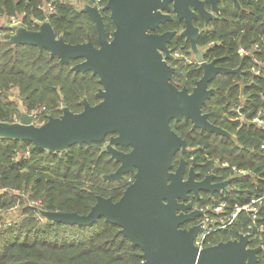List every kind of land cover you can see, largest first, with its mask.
Instances as JSON below:
<instances>
[{"label": "trees", "instance_id": "obj_1", "mask_svg": "<svg viewBox=\"0 0 264 264\" xmlns=\"http://www.w3.org/2000/svg\"><path fill=\"white\" fill-rule=\"evenodd\" d=\"M89 2V0H84ZM107 0H100L102 7ZM48 10L50 16L46 18ZM231 19L214 21L209 30L201 31L197 44L219 43L210 47L204 57L217 60L218 65L239 67L241 80L234 74L215 77L210 87L215 90L202 106L208 120L226 130L230 137L214 135L200 129L191 130L189 121H170L171 129L186 141L198 162H203L200 173L213 167L220 159L229 166L243 169L245 175L236 176L230 185L227 199L239 204L264 190V152L259 144L264 131L254 125L236 120L235 110L250 118L264 109V73L252 76L247 58L237 57L238 45L259 42L264 35V12L257 8L254 15L238 16L229 10ZM21 15V16H20ZM106 35L114 29L109 13L101 10ZM0 16L6 20L20 16L22 25L36 30L47 20L55 34L70 44L82 43L90 38L97 46L96 32L91 19L80 12L69 0H0ZM183 28L181 21L166 22L157 32L177 33ZM9 30L0 25V122L12 123L20 119L21 110H38L39 123L48 115L58 116L61 107L79 112V101L86 97L89 104L98 99L97 77L91 72L74 73L75 62L60 65L50 58L46 50L34 46L11 45L3 40ZM172 52L188 49V42L175 35L168 43ZM259 57H263L259 55ZM171 82L177 88L191 91L201 76L196 64L174 63ZM16 91V100L10 99ZM103 143L73 145L65 151L48 153L27 142L0 138V264H140L141 251L122 236L117 225L99 218L90 226L66 225L46 221L38 209L86 214L96 196L120 198L133 179L131 173L121 182H107L101 178L115 170L116 164L102 152ZM195 149V150H194ZM26 152H28L26 154ZM222 178L228 177L221 173ZM17 191V195L13 192ZM38 201L39 205H33ZM19 205L20 215L7 222L4 212ZM246 229L245 217L231 226L212 232L207 240L217 244L238 237ZM258 264H264V236ZM251 242L250 246H255Z\"/></svg>", "mask_w": 264, "mask_h": 264}, {"label": "water", "instance_id": "obj_2", "mask_svg": "<svg viewBox=\"0 0 264 264\" xmlns=\"http://www.w3.org/2000/svg\"><path fill=\"white\" fill-rule=\"evenodd\" d=\"M217 0H107L102 7L84 3L79 9L94 24L97 46L90 38L82 43L70 44L56 35L45 20L36 30L16 25L3 35L11 45L34 46L46 50L58 64H68L74 73L91 72L97 77L99 87L95 93L97 103L91 105L86 97L79 101L81 110L72 112L62 106L58 116L48 115L40 125L32 123L26 113L18 121L0 122V138L8 141L27 142L48 153L65 151L73 145L104 143L102 152L116 164L114 172L103 174L107 182H121L131 173L133 180L123 190L120 198L96 196L86 214L46 211L38 209L46 221L78 226H90L99 218L117 225L130 245L141 251L140 264H258L259 245L248 247V235L198 249L193 240L202 228L198 223L182 228L186 222L201 215L197 209L185 212L190 203L184 204L188 194L198 198L199 191L212 195L224 189L230 179L211 184L216 170L201 181L193 166L183 178L188 153L186 141L170 127V121L191 123V130L230 137V134L208 120L202 112L206 100L214 95L209 87L217 75L235 74L239 68L206 62L197 46L199 29L193 23L197 14L207 26L210 12L217 11ZM208 4L211 11L205 10ZM101 10L109 13L114 27L107 36ZM183 20V28L157 32L171 14ZM50 16L46 14V18ZM175 35L189 42L199 68L200 78L191 91L177 88L171 82L174 68L168 43ZM129 147L122 152L116 147ZM179 151L178 167L172 171V158ZM194 165V164H193Z\"/></svg>", "mask_w": 264, "mask_h": 264}, {"label": "built area", "instance_id": "obj_3", "mask_svg": "<svg viewBox=\"0 0 264 264\" xmlns=\"http://www.w3.org/2000/svg\"><path fill=\"white\" fill-rule=\"evenodd\" d=\"M85 3L90 5L95 4L100 7V0H89V2ZM49 10L52 11V7H49ZM6 22L7 24H5V27L9 30V32L12 26H23L22 20L19 17H11L6 20ZM240 53L245 54V51L241 49ZM259 55H262L263 57H259ZM249 70L253 76L264 73V43L260 47L259 52L253 53L252 63ZM239 110H235L238 113V116L235 118L236 120L241 121L243 124L254 125L256 128L264 131V109H259L256 114L250 118H247L244 114L239 113ZM24 113L31 116L33 124H42L39 123L37 111H26ZM259 148L264 152V140L259 144ZM27 153L28 152H26V154ZM218 166L221 169H226L228 176H232L234 178L236 176L247 174V172L243 169L236 168L235 166H229L226 161H220ZM132 180L128 178L127 182L130 184ZM228 191L229 190L226 192ZM226 192L217 194V196L197 208L201 212L199 223H202V228L193 240L194 245L198 249L210 246L207 238L212 232L225 229L233 223L241 221V217H245L246 229L241 233L248 235L249 242L247 246L250 248H254L259 245L262 246V238L264 236V190L249 197L241 204L227 199ZM32 204L38 206L39 202L32 201ZM251 242H255L256 245L250 246Z\"/></svg>", "mask_w": 264, "mask_h": 264}, {"label": "flooded vegetation", "instance_id": "obj_4", "mask_svg": "<svg viewBox=\"0 0 264 264\" xmlns=\"http://www.w3.org/2000/svg\"><path fill=\"white\" fill-rule=\"evenodd\" d=\"M200 1H204V0H200ZM216 5H217V11L216 12H210L211 9H210V6L208 4H205L204 7H205V10L210 12V14H212V16L214 18H208V22H207V26H205V21H204V18L202 16H200L199 14L196 15L195 18H193V23L196 27H198L199 29V34L201 33V31H206L207 29L209 30V25L214 22V21H222V20H229L231 19V14H229V10L231 11H235L237 13L238 16L242 17V16H247V15H254L255 13V10H256V7L257 8H260L263 10L264 12V0H217L216 1ZM171 16H172V20H177V21H181L183 23V20H178L174 14L170 13ZM182 30V29H181ZM180 30V31H181ZM207 30V31H208ZM179 31V32H180ZM178 32V33H179ZM161 33V32H159ZM173 38V37H172ZM171 38V39H172ZM183 38V37H182ZM185 41H187L185 38H183ZM171 41V40H170ZM188 42V41H187ZM264 43V35L261 37L260 41L259 42H252L250 44H246V45H238V47L236 48V55L237 57L239 58H247L248 60V64H251L252 63V55L254 52H259L260 50V47L263 45ZM216 44H219V43H214V42H208L205 46V49L202 51L198 44V48L199 50L201 51L202 53V56L204 58V60L206 62H209L211 60H215V59H206L204 57V54L206 53V51L216 45ZM188 49L190 51V46H189V42H188ZM241 49H243L245 51V54H241L240 51ZM171 54L174 56V58L172 60H167V62L169 63L170 66H172L174 68V71H175V67L174 66V63L176 62L177 57L176 56V53L178 52V50H176L175 52H172V48H169ZM191 52V51H190ZM192 53V52H191ZM193 55V54H192ZM194 57V56H193ZM195 59V58H194ZM216 61V65H218L217 63V60ZM190 64H196L197 65V68L199 70H201L199 68V64L195 61H192V62H189ZM220 66V65H218ZM223 67V66H221ZM228 68V67H226ZM236 68H239V67H236ZM234 69V68H232ZM240 70V69H239ZM174 73V72H173ZM201 74H202V71H201ZM173 75V74H172ZM235 75V74H234ZM217 76H220V75H217ZM216 76V77H217ZM236 76V75H235ZM253 76V75H252ZM237 77V76H236ZM200 78V77H199ZM198 78V79H199ZM238 78V77H237ZM197 79V80H198ZM196 80V81H197ZM238 80L240 81L241 80V70H240V78H238ZM195 81V82H196ZM194 82V84H195ZM211 83V81H210ZM210 83H209V87H210ZM97 103V102H96ZM108 137H110V135H108L105 139V142L102 144V146L104 144L107 143L108 141ZM186 147L188 149V153L184 154L183 155V158L185 160V166H184V173H183V178L185 179L187 177V174H188V171H189V168L193 166V170L194 172L198 173V175L195 177V180L196 181H201L202 179H204L207 175L211 174L213 172V170L215 169L216 172L214 173L213 175V178L210 180V183L211 184H217V183H221L225 180H228L230 179L229 183L226 185V187L224 189H221L219 192H214L212 195H210L209 192L207 191H204V190H200L199 191V196L198 198H195L193 196L192 193H189L188 194V198L187 200L184 202V204H187V203H190V208L189 209H186L185 212H189L193 209H197L198 207H200L202 204L206 203L208 200H211L212 198H214L215 196H217V194H221L223 192H226L227 190H229V187L231 185V182L232 180L234 179V177L232 176H228L226 178H222L221 176V173L225 174L227 173L226 169H221L219 166H218V163L221 161L220 159H217V160H214L213 161V167L211 169H208L207 172H204V173H200L199 171V168L200 166L202 165L203 162H198L197 161V158L195 157V154H191V150L187 144H186ZM118 150L122 151V152H128L130 150L129 147H116ZM195 150V149H194ZM109 156V155H108ZM110 158V157H109ZM112 160V159H111ZM113 161V160H112ZM179 161H180V155H179V151L176 152V154L174 155V157L172 158V171H174L178 165H179ZM114 162V161H113ZM115 163V162H114ZM116 164V163H115ZM194 164V165H193ZM118 164H116V168H117ZM115 168V169H116ZM115 171V170H114ZM112 171V172H114ZM123 180V179H122ZM114 182V181H112ZM198 210V209H197ZM200 218H201V215L194 219L193 221H189V222H186L182 225V228H189L193 225H196L197 223L200 222ZM228 241V240H227ZM219 243V242H218ZM211 246V244H209ZM215 245V244H213Z\"/></svg>", "mask_w": 264, "mask_h": 264}, {"label": "rangeland", "instance_id": "obj_5", "mask_svg": "<svg viewBox=\"0 0 264 264\" xmlns=\"http://www.w3.org/2000/svg\"><path fill=\"white\" fill-rule=\"evenodd\" d=\"M70 3L73 5H75V7L78 8V10L83 6V4L85 3L84 0H69ZM47 13L49 10V7L44 9ZM21 16V15H20ZM20 16H17V18H21ZM5 24H7L6 19L3 16H0V25L5 26ZM199 48L203 51L205 49V46H199ZM178 60H181L182 63L185 65L189 62L195 61L192 53L189 51V49L186 50H178V52L176 53V56ZM16 91H11V95L10 99H14L16 100ZM17 101V100H16ZM18 105H20L19 100L16 102ZM34 111H38V110H34ZM26 112L24 109L21 110V113ZM39 116V115H38ZM14 195H17V191L13 192ZM19 205H15V208L13 207L12 209H9L8 211L4 212V218L5 221L7 222H12L15 221L17 219V217H19L20 212H19Z\"/></svg>", "mask_w": 264, "mask_h": 264}]
</instances>
